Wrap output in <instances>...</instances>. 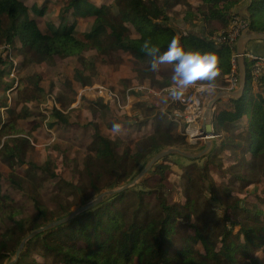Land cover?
<instances>
[{"label":"trees","instance_id":"1","mask_svg":"<svg viewBox=\"0 0 264 264\" xmlns=\"http://www.w3.org/2000/svg\"><path fill=\"white\" fill-rule=\"evenodd\" d=\"M239 1L201 0L203 19L209 23L208 27L213 21L226 27L232 17L238 15L233 8ZM175 5L186 7L182 20L192 24L194 17L187 0H112L109 3L105 0L98 4L91 0H61L58 22L48 21L46 29L41 30L36 20L28 16L22 0H0V45L15 49L22 56L23 64L51 63L55 57L77 56L80 67L74 70L73 77L81 85L91 83V73L85 72L90 68L95 70L93 62L82 56L84 51L92 50L98 55L121 51L136 62L138 77L152 84L157 82L158 76H166L160 66L155 71L151 69L154 56L166 51L169 41L176 37L187 51L214 53L218 58L216 77L224 83L222 79L231 71L232 49L227 43H216L212 39L214 27L208 30L204 26L199 34L177 32L170 24L169 16ZM247 12L248 17L244 18L249 30L264 32V0H250ZM38 13L43 14L42 10ZM75 17L91 20V29L79 36L74 27ZM145 40L156 49L155 53L143 48ZM258 41L263 39H253L248 44L255 45ZM250 48L252 53L264 55L263 46L259 50ZM0 63H5L1 56ZM245 68V84L249 85L247 62ZM4 73L0 71V78ZM39 77L28 78L29 87L24 90L26 100L43 95ZM261 82L264 85V79ZM229 103L230 107L214 113V128L217 132L227 131L233 123L247 120L237 133L225 137V145L243 148L241 159L248 175L236 177L245 182H257L264 177V95L243 92L239 97L230 98ZM21 110L24 116L29 115L25 106ZM14 121L13 116L8 122ZM67 121L66 114L53 108L46 124L53 127ZM6 123L0 126V135L4 137L0 141V159L11 172L7 176L0 173V221L7 223L0 230V264H6L28 232L68 215L72 205H81L102 190L131 180L153 154L183 141L182 136L171 133L174 123L161 114L156 118L158 125L150 133L142 135L133 147L126 146L122 151L118 148L119 140H111L95 128L82 159V168L77 171L82 183L77 185L58 178L50 193L53 204L50 207L39 195L44 188L43 182L57 177L52 161L47 159L42 164L28 161L29 141L18 132H6ZM22 165H27V169L20 176L16 167ZM207 165L198 167L192 163L183 170L182 194L187 202L186 209L179 202H168L161 183L148 191L156 201L151 207L146 200L147 191L139 188L143 183H137L108 196L69 221L35 235L27 241L28 248L14 264H39L33 258L28 260L33 250L49 257V262L40 264H199L202 260L208 264H264L262 209L256 204L231 200L230 185L217 186L209 178ZM166 168L165 163L156 162L149 172L163 175ZM3 180L13 189L29 194L31 213L25 212L19 201L5 193ZM28 185L30 189H27ZM88 187L91 193L87 191ZM206 190L208 197L203 195ZM67 192L74 196V202L63 204L62 194ZM216 209L222 213L218 214ZM258 251L263 258L257 256Z\"/></svg>","mask_w":264,"mask_h":264},{"label":"rangeland","instance_id":"2","mask_svg":"<svg viewBox=\"0 0 264 264\" xmlns=\"http://www.w3.org/2000/svg\"><path fill=\"white\" fill-rule=\"evenodd\" d=\"M22 1L27 7L28 16L36 20L41 30L46 29L48 21L58 22L57 15L61 0ZM91 1L98 4L105 0ZM111 1L106 0L108 3ZM187 1L191 5L190 13L194 17L193 23L188 24L182 20L186 7L175 5L169 11L170 24L181 34L188 32L199 34L204 26L208 30L210 27H214L215 31L211 37L218 43L216 41L217 34L229 30L230 23L226 27H222L213 21L208 27L209 23L203 19L204 10L201 0ZM159 5L161 6V3ZM40 10L43 14L38 13ZM69 19L72 20L70 15ZM73 19L75 20V30L79 36L92 27V21L89 19L76 17ZM14 50L3 49L0 45V56L5 61L4 64L0 63V71L5 72L0 78V126L2 127L3 123L7 122L5 125L6 132L10 134L18 132V135L27 138L29 148L26 152V159L28 161L37 164H42L47 159L52 161L57 177L44 181V188L39 195L42 202L50 207L53 205L50 193L58 178L66 179L77 185L82 183L77 171L82 168V159L87 153V147L92 141L95 128L111 140H119L118 148L119 151H122L126 146L133 147L142 135L150 133L158 125L156 118L159 114L163 115L166 120L172 121L171 113L173 110L183 111L185 105L180 104V98L185 99L188 104H192V100H199L203 111V115H201L203 120L208 103L213 96L220 91H225L223 87L226 85V79L220 78L224 82L220 83L215 77L211 81H196L184 90L181 97L173 99L169 95V89L175 86L172 81L173 65L160 64V70L166 76H156L157 82L151 84L138 77L135 71L136 62L128 54L121 51L111 55L103 53L98 55L92 50L84 51L82 56L93 62L95 70L90 68L85 72L91 73V83L81 85L73 77L74 70L80 67L77 56L55 57L51 63L40 61L23 64L22 56ZM4 54H10V56L5 57ZM10 57H12V61H10ZM34 75L40 76L39 86L43 89V95L37 96L36 99L26 100L27 93L24 90L29 87L27 80ZM87 87L89 89H85ZM96 88H101L103 93L98 92ZM262 88L257 89V87L252 88L250 85H246L244 93L256 94L258 92L264 95V86ZM109 92L113 93L114 96L109 95ZM230 98L232 97L224 96L219 99L213 107V115L219 109L230 107ZM23 106L29 111L28 116H24V112L21 110ZM53 108H57L67 115L66 124L47 126L46 121ZM13 116L15 118L14 123H9L8 121ZM243 120L233 123L230 130H219V136L214 138L189 136L184 132L186 123L172 121L174 125L171 133L182 136L183 141L182 143L179 142L178 145L169 147H176L195 154L202 150L206 140L212 141V145L204 156L196 160H189L177 154L165 156L159 161L167 165L163 175L148 171L141 177L137 183H143L139 188L147 191L145 195L149 205L154 206L156 201L153 194L148 191L161 183L164 186L163 191L168 202H179L186 209L187 202L182 194L185 183L182 173L192 163H196L198 167L208 164L209 178L214 180L217 186L229 187L230 185L231 200H237L240 204H256L264 213V177H261L257 182H245L238 179L237 175H248L247 168L241 159L243 148L225 145V137L228 134L237 133L239 127L247 121L246 119ZM3 138L0 135V141ZM26 169L27 165L18 166L16 172L23 176ZM10 172L11 168L0 159L2 176H7ZM2 185L5 193L25 207V212H32L33 207L29 194L13 189L6 180L2 181ZM27 189H30V185L27 186ZM87 191L92 192L90 187L87 188ZM203 195L208 197V191H204ZM61 202L63 204L73 203L74 196L69 192L63 193ZM78 206L72 205L71 209L73 210ZM216 212L222 213L218 209ZM6 225V222L0 221V230L4 229ZM26 243L19 256L28 248ZM197 247L203 253L201 246L197 244ZM15 251L10 255L9 260L14 258ZM36 251L39 252V250H33L29 254V261L33 258L39 264L49 262V257H43ZM256 254L263 258L261 251ZM199 264L208 263L202 260Z\"/></svg>","mask_w":264,"mask_h":264},{"label":"water","instance_id":"3","mask_svg":"<svg viewBox=\"0 0 264 264\" xmlns=\"http://www.w3.org/2000/svg\"><path fill=\"white\" fill-rule=\"evenodd\" d=\"M253 39H264V32H250L248 34H243L237 38L236 43H235V47H236V53L238 54L237 64H238V68H239V77H240L239 87H238V89L233 90V91H220L213 96L211 101L208 103V108L206 109V111L204 113L202 125L200 127L201 135L199 137H202V138L218 137L219 133L214 128V125H213L214 118H213V114H212V112H213L212 110H213L215 103L224 96L235 98V97L241 96L242 93L244 92L245 80H246L245 79L246 78V68H245V60L242 57V53H243L244 46H245L246 42L253 40ZM211 145H212V141L206 140L205 145L202 148V150L199 151L198 153H195V154L183 151V150L176 148V147L167 146V148L164 147V148L160 149L155 154H153L152 157H150V159H148L146 164L140 169V171L131 180L125 182L124 184H122L120 186H117V187H114L111 189L102 190L97 195L93 196L91 199L86 201L85 203H83V204L79 205L78 207H76L75 209H73L68 215L61 217L59 219L49 221V222L45 223L44 225L39 226L38 228L33 229L30 232H28L21 239L19 245L17 246L15 254H14V258L12 260H9L6 264H14L17 261V259L19 257V253L22 250L23 246L32 237H34L35 235L42 233V232H44V231H46L52 227H55L59 224H62V223L69 221L70 219H72L74 216L81 213L82 211L96 206L97 204H99L102 200H104L108 196H111L115 193H118V192H121V191H124L126 189L133 187L138 182V180L141 177H143L152 168V166L156 162H159L165 156L171 155V154H177V155H180V156L187 158L189 160H196L199 157L204 156L209 151V149L211 148Z\"/></svg>","mask_w":264,"mask_h":264},{"label":"built area","instance_id":"4","mask_svg":"<svg viewBox=\"0 0 264 264\" xmlns=\"http://www.w3.org/2000/svg\"><path fill=\"white\" fill-rule=\"evenodd\" d=\"M229 23V30L222 31L216 36V41L218 43L225 42L232 49L230 57L231 71L224 76V78L226 79V85L225 87H223L225 91H233L238 89L239 87L240 77L237 67L238 54L236 53L235 43L239 36L251 32L249 30L248 21L240 15H234ZM1 46L3 49H9V46L6 44H1ZM3 56L7 57L10 56V54H4ZM242 57L248 65L249 85L252 88H256L259 84H262L261 81L262 79H264V55L243 50ZM9 59L10 61L13 60L12 57H10ZM85 89L89 88L87 87ZM97 90L98 92L103 93L101 88H98ZM109 95H111L112 97L114 96V94L110 92ZM179 102L180 104L185 105L184 110H173L171 113L173 116L171 120L173 122L183 121L184 123H186V127L184 128L185 134H188L189 136H197L198 138L201 135L200 127L203 121L201 117V115H203V111L199 100H192V104H188L185 99L180 98Z\"/></svg>","mask_w":264,"mask_h":264},{"label":"clouds","instance_id":"5","mask_svg":"<svg viewBox=\"0 0 264 264\" xmlns=\"http://www.w3.org/2000/svg\"><path fill=\"white\" fill-rule=\"evenodd\" d=\"M143 48L149 53L156 51L147 40L143 42ZM160 64L173 65L172 81L175 86L169 89L173 99L181 97L184 90L196 81H211L218 74V58L214 53L187 51L176 37L169 41L166 51L154 56L150 67L155 71Z\"/></svg>","mask_w":264,"mask_h":264},{"label":"crops","instance_id":"6","mask_svg":"<svg viewBox=\"0 0 264 264\" xmlns=\"http://www.w3.org/2000/svg\"><path fill=\"white\" fill-rule=\"evenodd\" d=\"M249 2H250V0H240V1L238 2V4L233 8V11H234V12H237L238 15H240V16L248 17L247 7H248ZM263 42H264V39H263V41L254 42L255 45H250V43L248 44V42H246V44H245V46H244V50H246V51H248V52H252V50H251V48H250L251 46H252V47H256L257 50L262 49V46H263V48H264V44H263ZM256 45H261V46H256ZM255 50H256V49H255ZM237 67H238V64H237ZM238 72H239V68H238ZM263 86H264L263 84H259L258 87H257V89H258L259 87L262 88ZM262 89H263V88H262Z\"/></svg>","mask_w":264,"mask_h":264}]
</instances>
